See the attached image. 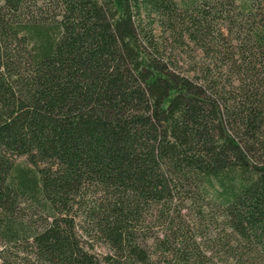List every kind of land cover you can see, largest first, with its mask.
I'll use <instances>...</instances> for the list:
<instances>
[{
	"label": "trees",
	"instance_id": "trees-1",
	"mask_svg": "<svg viewBox=\"0 0 264 264\" xmlns=\"http://www.w3.org/2000/svg\"><path fill=\"white\" fill-rule=\"evenodd\" d=\"M176 196L218 211L222 264H264V0H0V232L40 264H99L77 218L107 264H154L145 234L210 264Z\"/></svg>",
	"mask_w": 264,
	"mask_h": 264
},
{
	"label": "rangeland",
	"instance_id": "rangeland-1",
	"mask_svg": "<svg viewBox=\"0 0 264 264\" xmlns=\"http://www.w3.org/2000/svg\"><path fill=\"white\" fill-rule=\"evenodd\" d=\"M193 57H196L197 60L201 58L199 50L194 46L191 48L184 47V52L179 53V59L183 66L191 65ZM19 161L24 162V159L20 158ZM215 190L219 191L217 187H215ZM173 202L171 215L176 223L174 227L172 225V231L181 230L187 238L194 235L196 241L201 244V249L205 255L209 257L206 261L210 264H222L218 259L220 246L216 241V235L221 231L218 211H210L204 206L198 209L195 203L185 196H176ZM146 218L149 220L146 226L147 230H145L147 235H152V237L159 235L162 237L163 233L169 231L170 225L168 222L166 223L161 220V217H157V213H154L152 216H146ZM26 221L29 222L30 218H27ZM76 223V236L80 244L95 255L99 264H107L104 257L109 252L108 246L104 242L92 238L85 230L88 229L87 226L79 222L78 218L76 219ZM145 235L140 237V241L144 242L145 248L150 252V256L154 257V264L157 261L162 263L161 255H155L157 247L154 245V239L145 237ZM178 235L180 236V234ZM15 239L14 237H7L0 232V264H40L35 263L30 258V251L26 241L24 239Z\"/></svg>",
	"mask_w": 264,
	"mask_h": 264
}]
</instances>
